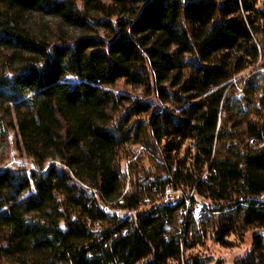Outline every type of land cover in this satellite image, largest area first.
<instances>
[{
  "label": "trees",
  "instance_id": "trees-1",
  "mask_svg": "<svg viewBox=\"0 0 264 264\" xmlns=\"http://www.w3.org/2000/svg\"><path fill=\"white\" fill-rule=\"evenodd\" d=\"M262 59L264 0H0V167L11 134L30 164L0 168V264H198L249 233L264 264Z\"/></svg>",
  "mask_w": 264,
  "mask_h": 264
},
{
  "label": "rangeland",
  "instance_id": "rangeland-1",
  "mask_svg": "<svg viewBox=\"0 0 264 264\" xmlns=\"http://www.w3.org/2000/svg\"><path fill=\"white\" fill-rule=\"evenodd\" d=\"M31 20L33 27L52 42L59 41V39L64 36L74 37L80 34L78 31L62 27L56 19L51 17L34 15L32 16ZM263 64L264 59L260 60L259 66ZM260 71L264 72V68ZM248 74L249 72H245L243 76ZM262 85L264 87V80ZM112 90L117 93H126L130 95L132 99L143 98V93L141 90H132L126 87L123 82H118L114 87H112ZM8 141V146L6 148L7 161H5V164L0 168L11 166L13 164H22L30 167L29 161L22 157L20 158V155L15 150V140L12 134L9 136ZM139 148L140 146L131 147L133 154L130 159L124 163V170L129 168V165L134 162L137 163L139 167H143L146 171H150L151 174L154 175L157 172V158L151 157L146 152H140ZM125 190L131 192L132 187H130V185H126ZM183 212L184 211H181L182 214H184ZM230 240L234 242L235 245L231 248H223L216 244L211 238L210 234H208L200 245H195L193 248L184 252V256L187 257L189 261H196L198 264H238V262L242 259H245L250 252L251 234L249 233L245 235L242 242H238L232 237Z\"/></svg>",
  "mask_w": 264,
  "mask_h": 264
},
{
  "label": "built area",
  "instance_id": "built-area-1",
  "mask_svg": "<svg viewBox=\"0 0 264 264\" xmlns=\"http://www.w3.org/2000/svg\"><path fill=\"white\" fill-rule=\"evenodd\" d=\"M139 151L140 152H147L144 148L140 147L139 148ZM128 168L125 169V171L127 172ZM173 194V191L171 190V187H168L166 188V191H165V200L166 201H170L171 202V195ZM121 200L118 201V204H121ZM186 204L188 205L189 204V201L187 200L186 201ZM204 215V211H203V208L202 206L198 205L196 206V208L193 210L192 212V218L195 220V221H200L202 219ZM128 215L124 214L123 215V218L125 219Z\"/></svg>",
  "mask_w": 264,
  "mask_h": 264
}]
</instances>
